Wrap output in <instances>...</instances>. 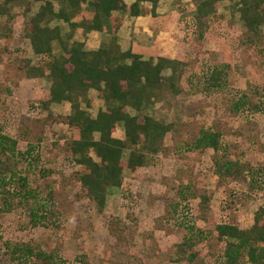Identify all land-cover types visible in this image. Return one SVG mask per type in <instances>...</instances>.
Listing matches in <instances>:
<instances>
[{"label": "rangeland", "instance_id": "1", "mask_svg": "<svg viewBox=\"0 0 264 264\" xmlns=\"http://www.w3.org/2000/svg\"><path fill=\"white\" fill-rule=\"evenodd\" d=\"M198 1L177 0L172 7L165 0L167 9L177 11L163 26L170 35L174 57L186 63L184 92L179 96L166 93L143 110L158 120L176 124L179 130L166 136L165 150L150 164L137 171L125 170L123 186L109 188L102 213L87 197L76 195L79 186L73 178L83 167L65 150V138L70 132L58 118L70 114V104H54L50 111L44 109L42 102L50 97V81L19 78L8 66L17 55L38 60L24 33L43 1L28 0L26 3H33V11L23 2L12 8L17 14L14 31L7 41L0 38V131L19 139L23 152L30 145L37 147L38 164L34 161L25 172L33 185L52 184L64 206L49 227L26 228L29 218L22 208L0 213V264L14 263L5 246L10 242H33L45 251L56 252L58 264H182L172 261L169 253L177 250L188 233L187 227L193 224L213 234L215 242L212 249L207 247V260L218 264L223 246L216 240V226L229 222L247 228L253 224L255 212L264 206V176L255 190L250 189L249 178L221 181L214 175L213 150L192 151L189 145L201 127H212L223 132V143H241L245 160L264 165V111L240 113L238 117L230 112L233 100L243 93L253 94L255 89H264V49L244 46L245 26L237 10L238 0L220 3L219 14L208 21L205 38H200L194 18ZM4 20L0 16V24ZM216 67L227 72V84L222 89L207 91L205 85ZM170 73L168 70L164 74ZM91 97L94 103L90 112L95 115L104 104L96 91ZM131 111L138 114L134 109ZM248 119L256 124L261 139L259 151L257 147L250 149L242 138L228 134ZM22 123L30 124L37 133L26 138ZM117 133L125 136L123 126L118 127ZM37 150L33 151L34 155ZM128 157L126 151L124 159ZM189 183L213 194L208 222L198 218L200 198L184 200L175 219H168L169 201L177 198L179 185ZM117 218L134 225L127 245H118L109 232L108 221ZM204 247L206 243H201L197 249Z\"/></svg>", "mask_w": 264, "mask_h": 264}, {"label": "trees", "instance_id": "2", "mask_svg": "<svg viewBox=\"0 0 264 264\" xmlns=\"http://www.w3.org/2000/svg\"><path fill=\"white\" fill-rule=\"evenodd\" d=\"M27 1H2L0 16L5 18V23L0 24V38L7 41L12 36L17 16L12 8L16 4H28L29 11H33V3ZM38 1L43 3L28 21L24 33L38 60L17 55V59L8 66L19 78H47L50 81V97L42 102L44 109L50 111L54 103H71V114L58 118L68 126L70 132V136L65 138V150L83 167L73 178L79 186L76 195L79 198L87 197L102 213L107 204L109 188L123 186L125 170L137 171L150 164L157 154L165 150L166 136L179 130L176 124L158 120L143 110L166 93L179 96L184 92L182 82L186 63L177 58L162 56L144 59L131 50L122 51L116 42L117 31L124 22L125 14L140 16L145 12L143 3L150 2L153 15H156L160 0H137L132 5H127L125 0H89L87 12L92 16L81 22L73 21L78 14L77 10L81 8L79 0H34V3ZM222 1L197 2L194 18L200 38H205L208 21L219 14ZM237 5L245 26L244 46L247 49H264V0H238ZM53 20H64L74 29L83 25L87 31L110 33L113 40L111 45L104 44L97 50H87L83 42H71V36L64 38L60 26L51 27ZM56 42L61 46L58 53ZM168 70L171 73L165 75ZM227 75L223 68L213 69L205 90L225 87ZM91 89L98 90L106 105V109L100 110L96 117L84 108V104L88 108L92 105L88 98ZM129 108L138 111V114L132 115ZM251 111H264V89H255L253 94L245 92L230 105L233 117ZM120 125H123L125 131L122 138L115 135ZM21 126L26 138L37 133L28 123H22ZM228 134L242 138L250 149L255 150L257 147L260 150L261 139L253 120L248 119ZM194 135L189 150L212 149L214 175L219 180L249 178L250 189L258 187V182L264 176V165H253L245 160L241 143H223V132L212 127H201ZM38 138L42 140L40 134ZM19 145V139L0 131V213L22 208L29 218L26 228L49 227L54 216L62 212V198L49 182L32 184L26 170L35 162L38 164L40 154L34 145H30L25 152L20 150ZM34 150H37L36 155L33 154ZM126 151L129 157L125 160ZM176 196L167 207L170 221L175 219L184 200L198 198V218L204 222L209 221L213 199L211 192L197 187L195 183H189L179 185ZM187 228L188 233L183 242L177 245L176 251L169 253V257L182 264H210L207 251L213 248V234L197 224ZM108 229L121 246L130 243L129 238L135 228L117 218L108 221ZM216 233V240L223 246L219 263L264 264V206L255 212L250 227L241 228L238 224L224 222L216 226ZM201 243H206V247L199 250L197 246ZM5 246L13 264H58L59 255L56 252L45 251L33 242H10Z\"/></svg>", "mask_w": 264, "mask_h": 264}, {"label": "crops", "instance_id": "3", "mask_svg": "<svg viewBox=\"0 0 264 264\" xmlns=\"http://www.w3.org/2000/svg\"><path fill=\"white\" fill-rule=\"evenodd\" d=\"M79 1H81L80 2L81 8L77 10L78 14L73 19V21L75 22H81L84 18L90 19L92 16L90 12H87V7L89 6V0L87 1L79 0ZM136 1L137 0H125V3L127 5H132ZM176 1L177 0H168L169 6L173 7ZM143 4L145 10L144 14L140 16H132L127 13L124 15V22L122 26L118 29L117 37H116L117 39L116 42L120 46V49L124 52L131 50L136 54H140L144 59H149V58L157 59L158 57L161 56L175 58L174 52L170 46L171 44L170 35L168 34L167 30L164 28L165 26H163V24L165 21L166 22L169 21L170 16L174 17L175 14H177V11L174 9L172 10L167 9L168 7L166 8L167 5L165 3V0H160L156 10V15H153L152 3L145 2ZM58 9L59 6H56V10ZM50 26L51 27L60 26L64 38L71 36L70 39L71 42L73 41L83 42L87 50H97L104 44L111 45V42L113 40V37L111 36L110 33L100 32L97 30L87 31L83 27V25H79L74 29V27H72L69 23H67L64 20H53L50 23ZM60 48L61 46L59 45L58 42H56L55 43L56 53L59 52ZM93 91H96L97 96L101 98L98 90L91 89L88 93V98L92 101L91 107L93 106L94 103V100L91 97V93ZM63 103H69L71 106V103L67 101H64L62 103H54V104L61 105ZM54 104H52V106ZM103 104L104 107L103 108L101 107L100 110L106 109L104 100H103ZM84 108L90 111V108H88L85 104H84ZM131 109L132 108H129V112L132 115H136L132 113ZM71 112H72V106H71ZM98 112L95 115H93L92 113L91 114L94 117H96ZM117 134L118 133L116 132L115 135L121 138L124 136L122 134L120 135Z\"/></svg>", "mask_w": 264, "mask_h": 264}]
</instances>
